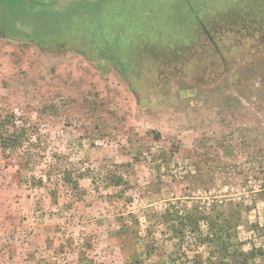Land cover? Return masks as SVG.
<instances>
[{"label":"rangeland","instance_id":"obj_1","mask_svg":"<svg viewBox=\"0 0 264 264\" xmlns=\"http://www.w3.org/2000/svg\"><path fill=\"white\" fill-rule=\"evenodd\" d=\"M0 122V264H264V0H0Z\"/></svg>","mask_w":264,"mask_h":264},{"label":"trees","instance_id":"obj_2","mask_svg":"<svg viewBox=\"0 0 264 264\" xmlns=\"http://www.w3.org/2000/svg\"><path fill=\"white\" fill-rule=\"evenodd\" d=\"M1 123V122H0ZM2 145L9 146V147H17L20 143V136L18 133H12L11 135L8 134L1 140ZM73 175L70 171L64 172L63 181L66 183H71V179ZM113 175V174H112ZM114 176V175H113ZM174 217V218H171ZM164 220L170 221V219L176 221L175 222V229L176 231L183 232L184 228L191 227L192 230L196 231L199 230V225L201 221H206L209 224V236L208 238L211 241H215V243L220 247V245L223 246L225 249L226 243L222 241L223 237V231H224V225L221 223L218 218L216 217H210L208 214H204L202 212H187L180 214L177 210L173 211L170 209H167L163 215ZM212 235V236H211ZM264 256V252H260Z\"/></svg>","mask_w":264,"mask_h":264}]
</instances>
